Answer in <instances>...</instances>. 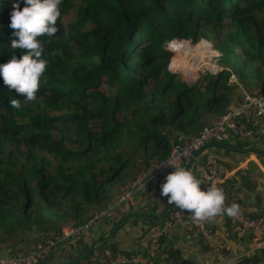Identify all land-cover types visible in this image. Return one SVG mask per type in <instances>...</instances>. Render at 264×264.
Returning a JSON list of instances; mask_svg holds the SVG:
<instances>
[{
  "label": "trees",
  "instance_id": "16d2710c",
  "mask_svg": "<svg viewBox=\"0 0 264 264\" xmlns=\"http://www.w3.org/2000/svg\"><path fill=\"white\" fill-rule=\"evenodd\" d=\"M11 8L12 0H0V63L17 39L8 27ZM60 12L56 34L38 37L48 63L35 99L26 101L0 79V255L26 251L28 238L48 237L64 222H80L113 202L140 169L138 159L143 166L163 159L180 135L196 134L231 108L240 87L264 90V0H62ZM167 37L173 56L193 44L171 37L208 39L226 68L196 83L183 81L167 68L160 46ZM14 51L19 57L27 50ZM230 73L239 84H228ZM12 98L18 109L7 103ZM258 137L250 145L260 144L256 153L264 154ZM233 177L244 179L264 207L257 185L264 175L252 162ZM166 198L147 216L151 223L164 212ZM114 227L94 243L105 242L116 254L133 252L107 241ZM174 240H161L156 259L190 264ZM257 263L264 264V247L236 264Z\"/></svg>",
  "mask_w": 264,
  "mask_h": 264
},
{
  "label": "built area",
  "instance_id": "2783aa9c",
  "mask_svg": "<svg viewBox=\"0 0 264 264\" xmlns=\"http://www.w3.org/2000/svg\"><path fill=\"white\" fill-rule=\"evenodd\" d=\"M216 69L217 66L211 73L217 72ZM240 92L239 98L231 108L209 121L196 134L187 138L179 136L178 142L172 144L169 153L163 159H155L143 166L135 178L123 187L113 202L91 211L88 217L80 222L73 220L64 222L54 234L39 238L32 249L0 255V264H40L57 247H61L75 238H88L91 235L92 226L96 225L99 219L117 224L127 215L130 206L137 203L145 204L152 200L154 195L159 194L160 189L157 187V183H163L166 174L173 171L174 166L184 167L190 159H193L190 165L193 164V167L196 168L201 188L208 185L221 188L224 192L225 207H230L233 203H230L228 192L224 186L225 178L228 176L224 165L215 158H208L200 162L194 161L196 154L207 144L222 142L227 136L249 141L260 131L259 133L264 138V90L255 89L246 92L240 87ZM255 121L257 124L254 128ZM238 208L239 211L236 215L228 216L231 230L236 233H247L253 248L238 255L232 263L226 261L225 242L212 233L209 218L196 221L193 220L190 213L186 214L177 208L170 207L159 221L152 222L147 231L145 230L147 242L144 244L139 242L133 252L116 254L109 248L99 250L95 244L90 250V260L86 264H158L155 260L157 255L154 253L160 248L161 240L173 238L182 233L201 240L213 253L218 264H236L242 256L250 255L256 249L264 247V214L250 218L245 215L240 205ZM144 246L148 253L145 257L136 251V249L139 250V247L144 249ZM159 264L165 263L159 262Z\"/></svg>",
  "mask_w": 264,
  "mask_h": 264
},
{
  "label": "clouds",
  "instance_id": "9594fccd",
  "mask_svg": "<svg viewBox=\"0 0 264 264\" xmlns=\"http://www.w3.org/2000/svg\"><path fill=\"white\" fill-rule=\"evenodd\" d=\"M62 0H12L8 27L13 29L8 45L10 58L0 63V79L9 91L14 90L26 101L35 99L39 89V80L46 71L48 61L44 58L45 44L38 37H51L58 28L56 21L60 16ZM26 49L19 57L14 50ZM13 109L20 107L17 98L7 101ZM160 196L167 197V203L180 211L191 214L193 220L212 218L223 213L231 217L239 211L238 205L224 206V192L215 185L201 188V181L183 166H174L166 174L160 185Z\"/></svg>",
  "mask_w": 264,
  "mask_h": 264
},
{
  "label": "crops",
  "instance_id": "0c3cea01",
  "mask_svg": "<svg viewBox=\"0 0 264 264\" xmlns=\"http://www.w3.org/2000/svg\"><path fill=\"white\" fill-rule=\"evenodd\" d=\"M222 142L224 144L222 147H216L213 142L207 144L204 147L206 148V152L203 155L199 153L200 151L197 153L198 155L196 154V158H199L197 162L204 161L206 160V158H215L219 160V162L224 165V168L228 172V176L227 178H225L224 184L226 185V188H228V195L231 201L230 203H237L238 205H240L245 215L250 218H255L259 214H264V207L261 208V205L257 203L256 199H254L255 191H252L250 187L248 188L246 186L244 179L233 177V174L236 171H245L249 162H252L264 175V154L256 153V146L255 149H250L246 153V148H250L252 146L250 145L252 143L251 141L248 142V145L242 146L241 143L245 142L244 140H239L235 138L232 139L227 136ZM161 184L162 183H157V187L159 189ZM257 185L260 192L263 193L264 186L261 185H264V179L262 181H258ZM149 202V210L151 213H148V215L157 214L156 212L161 210L163 197L160 196V193L156 194L152 197V200H150ZM144 207L146 206L144 205ZM171 207L176 208L174 207V205ZM183 213L188 214V212L186 211H183ZM147 223L149 222L147 221ZM149 224L151 225L152 223L150 222ZM209 226L212 233L220 237L225 242L226 261L228 263H232L234 259H236V257L241 253H245L252 250L253 244L250 241L247 233L233 232L231 230L229 218L226 214L220 213L212 218H209ZM90 236L94 238L92 235ZM134 237L135 234L134 236L130 237L129 244L126 245L125 243H123L124 248L130 247L132 246V244L137 246L134 243ZM37 240L38 238H36L35 236L28 238L26 242L23 243V249H32ZM174 244L180 250L181 254L185 258L190 260V264H218L214 258L213 253L207 248V246L203 242H199L197 239L193 238L189 234L182 233L176 236ZM78 247L79 246H76L74 250L72 249V247L70 248L71 253L74 256L79 251ZM145 249L146 248L144 246V251ZM2 251L3 250L0 249V253ZM66 253L68 254L69 250H67Z\"/></svg>",
  "mask_w": 264,
  "mask_h": 264
},
{
  "label": "rangeland",
  "instance_id": "374dc122",
  "mask_svg": "<svg viewBox=\"0 0 264 264\" xmlns=\"http://www.w3.org/2000/svg\"><path fill=\"white\" fill-rule=\"evenodd\" d=\"M223 37V35L221 36ZM169 37L166 38L165 41H163L160 46L161 48L166 52V54H168V61H167V68L170 70V71H174V72H177L180 76V78L189 83V84H192V83H196L198 80L200 81V79L202 78V76L206 73V72H212L215 67L217 66V69L215 71H219L221 70L222 68H226L224 67L220 61H219V56H220V51L218 50V48L216 47V45L209 41L208 39L204 38V37H201L198 41L200 40H205L210 48H211V51H212V54L213 56L211 57V62L207 65V67H201V68H198L197 69V72H196V77L193 79L192 76H190L189 72L187 74V72H185V70L188 68V64H189V57H188V53H189V49L191 48H188L186 53L183 54V51L185 48H183L180 52L179 51H176V54L175 56L174 55V51L173 49L171 48V46L169 45V41L170 39H168ZM185 38L186 42H188L189 44H194L190 41V39L188 37H171V39H183ZM222 39V38H220ZM197 41V42H198ZM195 42V43H197ZM188 46V45H187ZM180 53V55H179ZM183 54V55H182ZM194 55L193 54L191 56V61L193 62H196L195 59H194ZM176 57V58H175ZM178 57V58H177ZM181 57V58H180ZM175 58V59H174ZM180 58V59H179ZM184 58V65H183V68H181L179 66V62ZM179 59V60H178ZM174 61V63H172V61ZM200 67V66H199ZM216 73V72H215ZM215 73H212V74H215ZM231 77L228 78V84H232V83H237V80L234 76V74H231L229 75ZM255 90V89H253ZM251 90V91H253ZM249 91V92H251ZM237 99L235 98L234 101H236ZM215 119V118H214ZM213 120V119H212ZM211 121V120H210ZM257 124V121L254 122V128H255V125ZM259 131V130H258ZM260 132V131H259ZM261 134V133H259ZM182 136V135H180ZM229 138H232V139H237L236 137H233V136H228ZM262 137V135H261ZM258 137V139H261L262 140V146L264 147V138L262 137ZM216 147H222L223 146V142H213ZM260 147V144H255V145H252V147ZM255 149V148H254ZM264 151V149H263ZM206 152V148H203L200 150V154L203 155L204 153ZM198 155V154H197ZM207 159V158H206ZM199 160V158L194 161V162H197ZM153 161V160H152ZM151 161V162H152ZM138 163L140 164V169L143 167L142 164V161L141 159H138ZM140 169L136 172V174L140 171ZM189 171H191L193 173V175L195 176V172H196V168L193 167V164L190 165L189 167ZM135 174V176H136ZM134 176V178H135ZM133 178V179H134ZM132 179V180H133ZM131 182V181H130ZM128 182V183H130ZM126 183V184H128ZM124 184L122 187H121V191L123 189V187L126 185ZM261 186H264V185H261ZM260 186V187H261ZM262 189V188H261ZM264 189V188H263ZM144 205L146 207H144ZM152 205V204H151ZM160 205V204H159ZM103 206V205H102ZM100 206V207H102ZM163 206V203L161 204V208ZM98 207V208H100ZM175 207V206H174ZM98 208L96 209H92L89 211V213L93 210H97ZM150 202L148 201L147 203L145 204H135L134 206H130L129 209H128V215L131 213V217L129 219H127L125 222H123L122 224H120L119 226H117L115 223H113L112 221H109V220H105V219H99L98 222L96 223V225H93L92 228H91V235L94 237L92 238L90 235L88 238H83V237H79V238H75L69 242H67L66 244H64L63 246H59L57 247L54 252L52 254L49 255V257L43 261V263L41 264H66L68 262H70L75 256L71 253V250L70 248L72 247V249L74 250L76 248V246H79L78 247V250L80 251L82 247L84 246H87V250H86V253L87 251L89 250L90 246L95 242L96 240V237L99 238L100 236L102 235H106L108 234L109 232V228L110 227H114L111 234H109L108 236V239L107 241H111L112 243H115L116 245V248L121 251V250H130L131 248L134 249L136 246L134 244H132V246L130 247H125L123 246V243H125L126 245L129 244V240H130V237L131 236H134L135 234V237L134 239L136 241H134V243L138 246V243L139 242H142L143 244L145 242H147V236H146V232L144 230L147 231V229L150 227V224L147 223L148 222H151L149 220H147V216H148V213H150ZM132 209V210H131ZM130 212V213H129ZM159 211H157L156 213H158ZM88 213V214H89ZM155 215V214H154ZM152 216V215H151ZM88 217V216H87ZM86 217V218H87ZM123 219V218H122ZM120 219V221L122 220ZM112 225V226H110ZM147 228V229H146ZM113 234V235H112ZM111 236V237H110ZM39 239V238H38ZM93 241V242H92ZM125 241V242H123ZM106 243H99L97 244L95 247L98 248L99 250H104L106 247ZM140 248V252H143L142 255L145 257L148 255V253L146 251H144L143 247H139ZM69 250V253L67 254L66 251ZM138 250V249H137ZM78 251V252H79ZM132 252V250H130ZM159 253V249L155 251L154 254L158 255ZM79 254V253H78ZM84 254V255H82ZM82 254H79L75 261L72 262V264H86L87 262H89L90 260V256H91V252L89 251V253L85 254L82 253ZM82 255V256H81ZM159 264L160 263H164V261L159 258L158 259H155Z\"/></svg>",
  "mask_w": 264,
  "mask_h": 264
},
{
  "label": "bare ground",
  "instance_id": "6f19581e",
  "mask_svg": "<svg viewBox=\"0 0 264 264\" xmlns=\"http://www.w3.org/2000/svg\"><path fill=\"white\" fill-rule=\"evenodd\" d=\"M193 54H195L194 59L196 62L191 61V56ZM212 56L213 54L211 48L205 40H200L197 43H194L189 49V64L185 72H187V74L189 72L190 76L194 79L196 77L197 69L207 67V65L211 62Z\"/></svg>",
  "mask_w": 264,
  "mask_h": 264
},
{
  "label": "water",
  "instance_id": "95a60500",
  "mask_svg": "<svg viewBox=\"0 0 264 264\" xmlns=\"http://www.w3.org/2000/svg\"><path fill=\"white\" fill-rule=\"evenodd\" d=\"M192 160L193 159H190L189 160V162L188 163H186L185 164V166H184V168H186L187 170H188V168H189V165H190V163L192 162ZM169 208H170V205L167 203V198H166V206H165V210H164V212L159 216V218H158V221L169 211ZM113 235V234H112ZM111 237V236H110ZM95 245V243H93L91 246H90V248H89V250L87 251V252H89L91 249H92V247Z\"/></svg>",
  "mask_w": 264,
  "mask_h": 264
}]
</instances>
